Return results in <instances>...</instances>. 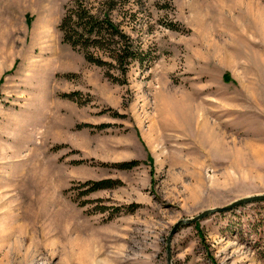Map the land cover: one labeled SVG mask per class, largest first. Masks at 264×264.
<instances>
[{
    "label": "rangeland",
    "instance_id": "rangeland-1",
    "mask_svg": "<svg viewBox=\"0 0 264 264\" xmlns=\"http://www.w3.org/2000/svg\"><path fill=\"white\" fill-rule=\"evenodd\" d=\"M110 1L82 0L138 50L124 72L63 42L74 0H0V264H167L178 220L264 194V0ZM170 257L264 264V201L183 224Z\"/></svg>",
    "mask_w": 264,
    "mask_h": 264
},
{
    "label": "trees",
    "instance_id": "trees-1",
    "mask_svg": "<svg viewBox=\"0 0 264 264\" xmlns=\"http://www.w3.org/2000/svg\"><path fill=\"white\" fill-rule=\"evenodd\" d=\"M110 2L112 3V0ZM58 29L61 31L63 42L83 49L89 46L99 48L123 72L132 60L139 59L138 50L134 49L129 36L123 29L107 14L101 16L90 11L88 5L82 0H74V3L66 9ZM85 58L99 65H111L110 62L96 60L87 53ZM137 164L136 160L115 163L120 169H129ZM85 183L90 185L88 191L112 187L115 184L111 179L87 180Z\"/></svg>",
    "mask_w": 264,
    "mask_h": 264
},
{
    "label": "water",
    "instance_id": "water-1",
    "mask_svg": "<svg viewBox=\"0 0 264 264\" xmlns=\"http://www.w3.org/2000/svg\"><path fill=\"white\" fill-rule=\"evenodd\" d=\"M255 201H264V194H254V195H248L245 196L243 198H239L236 200H233L232 202L224 205V206H217V207H213V208H208L204 211H202L201 213L197 214L196 216H193L191 218H187V219H180L178 220L173 227L171 228L167 240H166V249H167V256H166V260H167V264H171V257H170V240L173 236V234L177 231L178 228H180L183 224H187V223H193L197 220H201L202 218H204L205 216H208L209 214H213L215 212H224V211H229L239 205L245 204V203H249V202H255Z\"/></svg>",
    "mask_w": 264,
    "mask_h": 264
},
{
    "label": "bare ground",
    "instance_id": "bare-ground-1",
    "mask_svg": "<svg viewBox=\"0 0 264 264\" xmlns=\"http://www.w3.org/2000/svg\"><path fill=\"white\" fill-rule=\"evenodd\" d=\"M209 117H207V115L206 116H204V120H203V122H202V124H203V126H204V131L205 130H207V132H215V134H216V132H217V136L219 135V132H218V128L216 127V123L214 124V122L211 120H209V122L207 121V119H208ZM213 122V123H212ZM207 134H209V133H207ZM210 135V134H209ZM208 137H210V136H208ZM219 137V136H218ZM210 139V138H209ZM210 142H211V139H210ZM218 141H216L215 140V143H217ZM212 143H213V141H212ZM219 145V144H218Z\"/></svg>",
    "mask_w": 264,
    "mask_h": 264
}]
</instances>
